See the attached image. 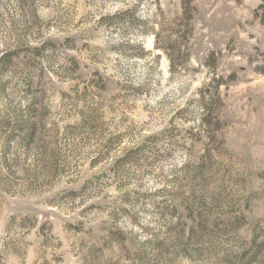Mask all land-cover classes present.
<instances>
[{"label":"rangeland","instance_id":"obj_1","mask_svg":"<svg viewBox=\"0 0 264 264\" xmlns=\"http://www.w3.org/2000/svg\"><path fill=\"white\" fill-rule=\"evenodd\" d=\"M0 264H264V0H0Z\"/></svg>","mask_w":264,"mask_h":264},{"label":"trees","instance_id":"obj_2","mask_svg":"<svg viewBox=\"0 0 264 264\" xmlns=\"http://www.w3.org/2000/svg\"><path fill=\"white\" fill-rule=\"evenodd\" d=\"M27 112L28 118L26 122H21L19 129L23 133L21 143L26 144L31 148V142H33V140H36V133L41 124V116L40 113H38V108H36L35 106H29ZM86 121V123H89L88 119Z\"/></svg>","mask_w":264,"mask_h":264}]
</instances>
